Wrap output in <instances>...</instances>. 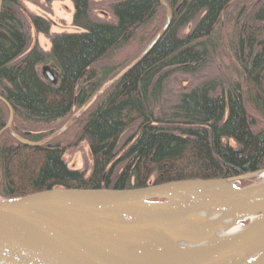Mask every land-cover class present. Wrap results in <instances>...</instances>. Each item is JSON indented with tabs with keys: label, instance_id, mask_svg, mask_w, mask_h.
<instances>
[{
	"label": "trees",
	"instance_id": "16d2710c",
	"mask_svg": "<svg viewBox=\"0 0 264 264\" xmlns=\"http://www.w3.org/2000/svg\"><path fill=\"white\" fill-rule=\"evenodd\" d=\"M72 1L81 31L54 34L48 52L31 46L29 26L47 35L50 21L28 19L20 0L3 2L0 198L264 170V0L250 7L244 0H164L172 11L165 35L145 58L109 78L99 64L132 41L144 50L164 25L167 7L160 0H114V21H100L92 17L93 0ZM45 63L58 70L57 84L40 74ZM109 82L82 131L93 155L90 175L68 166L59 138L41 147L14 138L13 132L31 141L50 136L45 126L70 117ZM128 132L132 137L123 142Z\"/></svg>",
	"mask_w": 264,
	"mask_h": 264
},
{
	"label": "water",
	"instance_id": "95a60500",
	"mask_svg": "<svg viewBox=\"0 0 264 264\" xmlns=\"http://www.w3.org/2000/svg\"><path fill=\"white\" fill-rule=\"evenodd\" d=\"M160 2L167 7L166 23L131 65L145 58L171 25L172 11L164 0ZM45 74L55 81L47 68ZM13 116L11 109V121ZM75 117L48 138L18 141L44 146L67 130ZM261 172L131 189L53 188L0 198V262L264 264V179L240 186L241 180ZM233 226L238 231L230 233Z\"/></svg>",
	"mask_w": 264,
	"mask_h": 264
},
{
	"label": "rangeland",
	"instance_id": "374dc122",
	"mask_svg": "<svg viewBox=\"0 0 264 264\" xmlns=\"http://www.w3.org/2000/svg\"><path fill=\"white\" fill-rule=\"evenodd\" d=\"M23 6L25 16L29 19L32 15H39L48 19L51 23V29L49 34H44L37 31V29L30 24L29 33L31 36V46H38L40 49L48 52L52 48V36L54 34L60 33H72L81 31L75 25V5L72 0H20ZM114 0H93L91 4L92 17L94 20L114 21L112 13L110 11V3ZM260 0H244L243 5L250 7L257 4ZM167 20V15H166ZM165 20V23H166ZM164 23V24H165ZM225 23V22H224ZM164 26V25H163ZM162 26V27H163ZM224 27V26H223ZM143 49L140 47L138 41H132L126 47L119 50L114 55L109 56V58L102 61L99 64V72L104 77H111L118 73L123 67L135 60L136 57H139L140 52ZM137 59V58H136ZM45 68H47L55 81H51L45 74ZM39 72L44 79L51 82L52 84H57L59 81V72L51 64L45 63L39 65ZM179 82V81H178ZM175 82L173 91L179 87V83ZM92 103L88 109L84 110L81 114V108H75L73 114L70 117L60 119L50 124L48 127L45 126L47 134L51 135L52 129L59 130L64 128L67 123L70 122L71 117L76 115L72 120L71 125L59 136V142L66 146V151L64 153V159L68 166L72 169L81 170L86 172L87 175H90L93 168V155L89 142L86 138L82 137V131L84 124L89 116V108L92 107ZM11 121V119H10ZM9 121V122H10ZM13 120L11 121L10 126H12ZM40 127V126H39ZM38 130H40L38 128ZM133 132H128L124 135L122 141L126 142L130 137H132ZM53 134V133H52ZM13 136L18 141V137L25 138L24 135L13 132ZM26 139V138H25ZM122 142V143H123ZM264 172L258 174L257 177H250L249 180L261 181L264 179ZM243 179L241 181H244ZM240 181V182H241ZM252 182V183H253Z\"/></svg>",
	"mask_w": 264,
	"mask_h": 264
},
{
	"label": "bare ground",
	"instance_id": "6f19581e",
	"mask_svg": "<svg viewBox=\"0 0 264 264\" xmlns=\"http://www.w3.org/2000/svg\"><path fill=\"white\" fill-rule=\"evenodd\" d=\"M238 231V228L236 226H233L231 229H230V233H233V232H236ZM0 264H8V263H5V262H0Z\"/></svg>",
	"mask_w": 264,
	"mask_h": 264
},
{
	"label": "flooded vegetation",
	"instance_id": "af4514ba",
	"mask_svg": "<svg viewBox=\"0 0 264 264\" xmlns=\"http://www.w3.org/2000/svg\"><path fill=\"white\" fill-rule=\"evenodd\" d=\"M56 131H57V130H56ZM30 134H31V132H30ZM26 135H29V134H26ZM48 137H49V136H47V137H45V138H48ZM45 138H43V139H45ZM57 138H59V137H57ZM57 138H56V139H57ZM43 139H42V140H43ZM56 139H54L53 141H55ZM53 141H51V142L48 143V144H51ZM46 145H47V144H46Z\"/></svg>",
	"mask_w": 264,
	"mask_h": 264
}]
</instances>
